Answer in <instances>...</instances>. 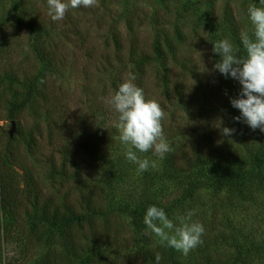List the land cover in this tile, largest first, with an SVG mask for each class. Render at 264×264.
<instances>
[{
	"label": "rangeland",
	"instance_id": "1",
	"mask_svg": "<svg viewBox=\"0 0 264 264\" xmlns=\"http://www.w3.org/2000/svg\"><path fill=\"white\" fill-rule=\"evenodd\" d=\"M214 1L219 11L216 19L210 15L205 0H98L97 7L70 10L67 15L78 22L82 30H86L83 47L80 45L82 40L76 38L74 42H79V49L74 48L72 52V45L60 35L54 37L49 28L45 37L40 33L46 42L55 40L62 44L60 51L72 59V66L63 71V76L49 78L45 85L39 81L38 92L49 95L47 101L49 107L51 105V116H54L48 120L47 116L39 113L38 94L35 101L23 109L16 108L25 101L32 77L43 72L41 62L29 46L35 27L28 18L29 15L35 18L39 15L45 17V21L50 19L47 0H0V42L5 44H0V55H3L0 70L10 68L17 76V79H6L0 90V148L5 147L8 140H13L14 145L25 153L27 143L20 127L23 130L35 128L34 142L41 146L38 152L43 158L51 156L49 151L52 146L65 149L68 165L71 167L80 163L82 170L95 179L92 184L94 195L102 206L99 220L102 224L107 221L120 227L118 234L125 241L120 248L111 246L103 249L100 256L94 257V264H145L148 250L158 247L173 254L170 264H264V164L258 170L253 166L258 155L264 158V132L252 130L242 121L234 120L240 111L231 104L234 97L227 92L228 76L214 68L221 57L213 52V38L218 41L219 38H231L225 29L229 8L244 31L251 33L247 9L252 4L261 5L259 0ZM138 17L141 19L134 33L141 42L155 40L164 31L170 37H175L177 31L192 36L203 53L199 69L207 79V88L194 90L190 109L172 104L164 109V133L172 151L163 159L152 152L137 153L141 159L155 161V168L137 172L138 165L125 157L126 149L118 139L116 128L110 135H104L109 147L104 158L84 150L80 158L73 159L67 130L81 129L85 138L93 142L96 136L101 137L103 133L95 125L96 111L105 109L108 114L111 111L115 114L102 99L113 95L109 88L112 73H100L107 67L102 63L120 68L114 65L116 61L109 24L117 21L116 32L122 38L127 30V20ZM188 50L193 48L188 47ZM107 55L110 62L106 61ZM210 94L212 100L209 99ZM65 121H69L66 127ZM218 121H222V127L235 129L233 135H222L221 129L215 127ZM11 123L14 131L9 136ZM194 145L208 161L217 164L218 160L219 167H208L206 174L198 173L196 169L185 170V161L196 156ZM10 168L21 185V172L15 167ZM173 174H179V177L172 178L170 175ZM42 180L49 184L46 177ZM146 201L162 206L169 218L195 210L193 220L202 223L205 228L203 243L184 256L161 246L156 237L145 235L143 220L146 211L139 219L132 217V211ZM20 232H30L33 245L27 247L25 259L18 264H40L47 253L60 255L63 264H81L86 257L96 254L92 246L95 237L88 239L90 233L82 231L79 255H69L59 229L43 221L39 214L26 218V226L14 229L13 235L18 236ZM2 234L0 223V236ZM10 250L11 246L0 241L2 258ZM0 264L4 262L1 260Z\"/></svg>",
	"mask_w": 264,
	"mask_h": 264
},
{
	"label": "trees",
	"instance_id": "2",
	"mask_svg": "<svg viewBox=\"0 0 264 264\" xmlns=\"http://www.w3.org/2000/svg\"><path fill=\"white\" fill-rule=\"evenodd\" d=\"M205 2L209 6L210 15L213 19H216L219 15L216 1L205 0ZM226 17L225 29L230 34V41L240 49V54L243 55L244 50L240 41V33L244 30L243 25L234 17L231 8L228 9ZM28 19L35 27L29 46L41 62L43 72L32 77L25 101L16 108L23 109L24 106L35 101V95L38 94L40 96L39 113L47 116L48 120H52L54 116H51V105L49 107L47 101L49 95L38 92L39 81L45 85L49 78H60L64 75L63 71L72 66V59L60 51L62 50V44L55 40L46 42V39H43L40 33H43L45 37L48 35L49 28L54 37L60 35L65 38L68 44L72 45L73 49H70L73 52L74 48L79 47V42L77 44L74 42L76 38L82 40L80 42L82 47L85 45L86 40L83 35L86 30H82V26L78 22H74L68 15L65 16L63 21H53L51 17L45 21V17L39 15L36 18L29 15ZM140 19L138 17L135 20L132 18L127 20L125 25L127 30L122 38L117 34L118 31L116 32L117 21L113 20L109 24L112 31L110 41L114 46L113 53L116 61L114 65L120 68L102 63L101 65L107 67L100 73H106V71L112 73L109 82L111 93L115 94L119 85L126 79L135 77L133 83L144 89L146 98L150 99L153 96L154 100L163 109L170 108L171 104L190 109L189 107L195 96L193 94L194 90L196 92L198 88H207L205 85L207 79L199 69L200 61L203 58V53L199 50L200 45L191 38L190 34H183L178 31L175 37H170L168 32L164 31L155 40L153 39L147 43H145V40L141 42L134 33L135 28L139 26ZM125 34H127L126 37ZM219 40H222V38H219ZM213 41L215 43L218 40L213 38ZM0 44L5 46L2 41ZM188 47H192L193 50H188ZM2 56L0 55V59H3ZM106 61L110 62L109 56ZM12 78L17 79L14 70L10 68L8 70L1 69L0 90H2L5 80ZM26 79L29 80L28 77ZM226 82L228 84V94L231 97L238 98L242 89L239 81L228 76ZM209 99H213L211 94ZM1 101L2 92L0 91ZM35 114L37 117L38 112ZM95 116V125L103 130L101 137L96 136V141L87 140L81 129L67 130L66 135L69 144H71L69 146L71 147L70 153L73 155V159L80 158L84 150H90L101 158H104L105 153L108 152L109 147L107 148L104 135H110L113 132L115 128L113 121L116 119V113L114 114L111 111L108 114L105 109H101L99 112L96 111ZM67 124H69V121H65V127ZM50 125H53V123ZM34 129L23 130L20 127V133L27 143L25 153L14 145L13 140H8L5 147L0 148V223L3 228L0 241L11 246V250L6 255L4 253L3 258L0 254V262L2 260L4 264H18L25 259L27 247L33 245V236L30 232L28 234L20 232L16 236L13 235V230L24 228L26 218L33 214H39L43 221L59 229L65 251L69 255L75 257L79 255L78 247L80 237L82 238V231L90 233L89 238L86 236L88 239H90V236H94L92 246L96 254L92 253L81 262V264H94V257L100 256L104 252L103 249H108L111 246H119L120 248L122 241H125L118 234L120 227H116L107 221H104L103 224L100 222L98 213L102 206L94 195L92 184L95 179L82 170L80 163L70 167L65 149L59 147L55 149L52 146L49 151L51 156L43 158L38 152L41 146L34 142ZM36 131L38 130L36 129ZM193 149L196 156L185 161V170L196 169V172L206 174L208 167L213 169L219 167L220 162L218 160L217 164L210 162L195 145ZM55 155L58 156V159ZM263 164L264 158L258 155L253 162L254 169L258 170ZM10 167H15L21 172V185H19ZM170 176L175 178L179 177V174ZM42 177H46L47 182H49L48 185L44 183ZM50 187L51 191L49 190ZM53 190L56 194L52 192ZM150 205L162 208L155 202H142L132 211V217L141 218ZM98 231L99 237L97 239ZM156 253H159L162 257L160 264H170L174 258L170 250L158 247L148 250L145 264H156ZM40 264L63 263L60 260V255L47 253L43 256Z\"/></svg>",
	"mask_w": 264,
	"mask_h": 264
},
{
	"label": "clouds",
	"instance_id": "3",
	"mask_svg": "<svg viewBox=\"0 0 264 264\" xmlns=\"http://www.w3.org/2000/svg\"><path fill=\"white\" fill-rule=\"evenodd\" d=\"M259 4L261 6L252 4L247 9L252 31L240 33L244 54L241 55L240 49L228 39L216 41L213 52L221 57L214 68L242 86L239 97L231 99L232 106L240 111L234 120L264 132V0H259ZM97 6L98 0H47V14L53 21H61L70 10ZM134 79H126L115 94L102 99L116 113L113 126L118 130L120 143L125 146L126 159L138 165L137 172L142 173L149 167L155 168L156 164L147 158L141 159L138 152H152L163 159L172 149L164 133V109L156 100L146 98L144 89L133 83ZM215 127L220 128L224 136H231L235 131L222 127V121ZM195 214V210H189L184 215L169 218L163 208L150 205L143 220L145 235L154 236L161 246L187 256L203 243L205 233L203 224L193 220ZM161 259L156 253V264H160Z\"/></svg>",
	"mask_w": 264,
	"mask_h": 264
},
{
	"label": "water",
	"instance_id": "4",
	"mask_svg": "<svg viewBox=\"0 0 264 264\" xmlns=\"http://www.w3.org/2000/svg\"><path fill=\"white\" fill-rule=\"evenodd\" d=\"M11 126H12V130L9 132V136H11L12 134L11 133H13V131H14V129H13V123H11Z\"/></svg>",
	"mask_w": 264,
	"mask_h": 264
}]
</instances>
